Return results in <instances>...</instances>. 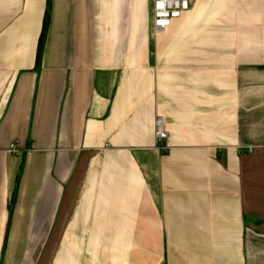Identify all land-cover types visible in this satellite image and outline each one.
I'll return each mask as SVG.
<instances>
[{"label": "crops", "instance_id": "crops-1", "mask_svg": "<svg viewBox=\"0 0 264 264\" xmlns=\"http://www.w3.org/2000/svg\"><path fill=\"white\" fill-rule=\"evenodd\" d=\"M47 5L0 0V264H264V0H52L38 67Z\"/></svg>", "mask_w": 264, "mask_h": 264}, {"label": "built area", "instance_id": "built-area-1", "mask_svg": "<svg viewBox=\"0 0 264 264\" xmlns=\"http://www.w3.org/2000/svg\"><path fill=\"white\" fill-rule=\"evenodd\" d=\"M197 0H153V28L156 33L165 32L175 19L181 18L185 12L190 10ZM156 135L158 144L162 145L168 137V131L165 128V119L158 117L156 121ZM10 150L18 151L16 144H10Z\"/></svg>", "mask_w": 264, "mask_h": 264}, {"label": "trees", "instance_id": "trees-1", "mask_svg": "<svg viewBox=\"0 0 264 264\" xmlns=\"http://www.w3.org/2000/svg\"><path fill=\"white\" fill-rule=\"evenodd\" d=\"M51 8H52V0H48V5H47V8H46V11H45V14H44V22H43V27H42V31H41V35H40V38H39V43H38V52H37V59H36V66L40 67V64H41V61H42V57H43V48H44V44H45V41H46V37L48 35L47 31H48V28H49V25H50V22H51ZM24 162V160H23ZM23 163H21V168H20V173L16 179V183H17V186H16V189L14 191V196H13V199H15L16 195H17V190H18V186L20 185V179H21V175H22V172H23Z\"/></svg>", "mask_w": 264, "mask_h": 264}]
</instances>
